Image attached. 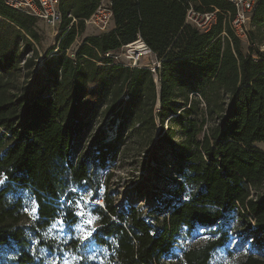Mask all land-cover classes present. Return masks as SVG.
<instances>
[{
	"label": "trees",
	"instance_id": "trees-1",
	"mask_svg": "<svg viewBox=\"0 0 264 264\" xmlns=\"http://www.w3.org/2000/svg\"><path fill=\"white\" fill-rule=\"evenodd\" d=\"M98 1L60 0V34L35 74L46 81L34 88L19 79L21 68L26 75L38 58L35 18L0 0L1 20L14 26L8 35L0 32V244L11 236L18 262L31 263L28 234L53 219L70 223L77 210L67 201L78 198L76 188L102 203L90 208L95 228L106 234L95 239L108 251V264H208L228 241L223 227L233 215L247 240L264 250V148L256 147L264 145V51L258 46L264 0L253 9L245 41L230 30L232 6L225 0H111V26L84 37L68 56ZM190 4L219 9L207 31L185 23ZM138 36L160 63L156 81L144 66L105 56ZM97 117L116 126L112 139L99 127L89 131ZM128 129L141 135L139 146L153 162L161 149L170 154L180 178L173 198L145 213L107 189L99 193L95 176L127 146ZM17 188L28 190L36 207L39 202L41 220L26 223L21 200L7 197ZM217 221L215 238L173 255L182 228ZM262 263L252 255L244 262Z\"/></svg>",
	"mask_w": 264,
	"mask_h": 264
},
{
	"label": "rangeland",
	"instance_id": "rangeland-1",
	"mask_svg": "<svg viewBox=\"0 0 264 264\" xmlns=\"http://www.w3.org/2000/svg\"><path fill=\"white\" fill-rule=\"evenodd\" d=\"M12 28L14 26H10L0 18V32L4 31L8 35ZM250 30H253V27H250ZM33 31L37 36V41L33 42V46L38 52V58L26 75H24L25 71L21 68L19 81H24L25 85L40 88L46 80L43 76L36 78L35 74L42 67L44 54L54 47L56 38L60 33L57 26H49L39 19L34 20ZM261 32L264 34V30ZM95 34H98L97 31L92 26L86 25L83 22L82 31L76 36L73 45L66 51V54L72 57L77 45L82 42L83 38ZM243 46L247 48L248 44L244 42ZM258 46L260 50L264 51V38ZM54 51L55 49L52 52ZM28 55H25L24 58L28 57ZM149 61H155V56L144 58L139 65L145 66ZM118 62L127 64L122 56ZM107 121L108 118L103 122L98 117L94 118L89 126V131L99 127L105 130L107 140L112 139L116 131V126L110 129ZM130 133L129 129L125 131L127 146L123 148L122 152L113 161H109L105 167L97 168L95 176L101 183L99 193H103L104 189H107L109 193L114 195L115 199H122L128 203L132 202L135 207L145 213L148 209H152L158 201L162 202L173 198L175 183L180 178L178 173H176L174 160L170 154L166 153L164 149H161L157 153L158 161L153 162L150 159L151 156L149 153L145 152L142 146H139L141 135L138 136L135 132ZM256 147L263 149L264 145L256 144ZM1 180L0 178V182ZM20 189L17 188L14 192H10L7 197L10 201H14L15 199L21 200L23 211L28 217L25 221L27 224L32 225L36 219L35 201L28 190L23 189V192H21ZM95 204L99 205L97 201H94L92 205ZM26 208L27 211L25 210ZM76 210L78 211L79 209L76 208ZM97 219L98 217L92 214L78 222V227L81 229V237L88 234L85 227L88 225V221L94 222L88 225V227L95 228L97 226ZM161 219L162 216L159 217V220ZM61 223L64 224L65 228L67 227V222H63L60 219H53L46 227L37 229L39 231L38 236H34L32 233L28 234L29 240L32 242L29 244L27 250L34 257L33 261L28 264H41V261H43V264H53L57 258H59L60 264H108L109 253L101 246L104 251L94 260H81L76 251L80 247L79 241L73 240L75 233L69 236L61 234L59 232V225ZM52 224H56L57 227H51ZM76 226L74 225V227ZM223 230L228 231V241L222 247L212 252L208 264H244L249 255L260 259L263 261L262 264H264V250L254 247L252 240H247L246 228L237 222L234 215L230 216ZM205 235L215 237L217 236V232L212 233L208 231L205 232ZM230 236L235 238V242L229 245ZM207 240L199 235H195L191 230L182 228L175 237L172 248L173 255L179 257L183 251L188 248L197 247ZM36 241H43L44 243L37 244ZM69 244L70 246H67ZM74 245L76 249L71 248ZM49 247L56 249L54 255H47ZM61 252L63 255H61ZM7 256L12 257L9 264H21L16 261L18 250L8 252Z\"/></svg>",
	"mask_w": 264,
	"mask_h": 264
},
{
	"label": "built area",
	"instance_id": "built-area-1",
	"mask_svg": "<svg viewBox=\"0 0 264 264\" xmlns=\"http://www.w3.org/2000/svg\"><path fill=\"white\" fill-rule=\"evenodd\" d=\"M232 6V13H227L230 30L238 39L245 41L250 29V20L253 9L259 0H225ZM4 4L30 17L44 21L49 26H57L62 19L59 9L60 0H3ZM219 9L197 10L191 4L185 13V23L199 31H207L217 19ZM86 25L92 26L97 32L106 31L112 23L111 0H99L94 11L84 19ZM106 57L119 61L122 56L129 67H142L140 62L149 56H155L141 37L123 45L118 51L106 52ZM160 65L149 61L144 66L157 79L156 68ZM99 205L101 201L96 200ZM95 201V202H96ZM253 221H251L252 223Z\"/></svg>",
	"mask_w": 264,
	"mask_h": 264
},
{
	"label": "snow or ice",
	"instance_id": "snow-or-ice-1",
	"mask_svg": "<svg viewBox=\"0 0 264 264\" xmlns=\"http://www.w3.org/2000/svg\"><path fill=\"white\" fill-rule=\"evenodd\" d=\"M4 183H7L6 181ZM3 188L0 186V191H2ZM21 192H23V188L20 189ZM73 193H77L78 198L75 201L68 200L67 203L69 207L71 208L73 204L78 211L72 212V221L67 224V227L65 228L64 224L61 223L59 225V232L63 234L64 236H69L72 233H75V236H73V240H78L80 247L76 249L78 255L80 256L81 260L84 259H89V260H94L98 255L102 254L104 251L99 244L97 243V240L95 239L96 236H99L101 240H106V234L99 233L98 230L94 227H88V225H91L94 223L93 221H88V225H86V229L88 234L84 236H80L81 229L78 227V222L86 219L87 216L94 214L95 209L90 208V205L94 203L91 199H85V195H91L86 192V189H72ZM187 198V197H186ZM37 202V207L35 209L36 213V219L41 220V217L39 215V207H38ZM27 211V208L25 209ZM49 218H44L43 222L47 223ZM220 221H217L216 224L211 225V226H204L203 224L199 222H193L191 231L195 235H199L204 239H212L215 237L205 235V232H212L215 233L217 231V227L220 224ZM74 225H77L74 227ZM51 227L56 228V224H52ZM34 236L39 235V231L36 230L32 233ZM31 240H29V243L31 244ZM235 242L234 237H229V245ZM37 244H43V241H36ZM67 246H70L67 245ZM219 246V245H217ZM17 249V241H15L11 236L8 238V244H0V264H9V261L12 259V257L7 256V253L10 251H16ZM56 249L49 247L47 251V255H54ZM61 255L63 253L61 252ZM16 261L18 262V257L16 258ZM41 264H43V261H41ZM53 264H60L59 258H57Z\"/></svg>",
	"mask_w": 264,
	"mask_h": 264
},
{
	"label": "water",
	"instance_id": "water-1",
	"mask_svg": "<svg viewBox=\"0 0 264 264\" xmlns=\"http://www.w3.org/2000/svg\"><path fill=\"white\" fill-rule=\"evenodd\" d=\"M102 206V205H101Z\"/></svg>",
	"mask_w": 264,
	"mask_h": 264
}]
</instances>
